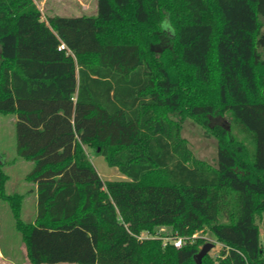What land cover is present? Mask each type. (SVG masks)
Segmentation results:
<instances>
[{"label": "trees", "instance_id": "1", "mask_svg": "<svg viewBox=\"0 0 264 264\" xmlns=\"http://www.w3.org/2000/svg\"><path fill=\"white\" fill-rule=\"evenodd\" d=\"M0 113L35 163L25 222L0 161L33 264H197L207 229L222 248L201 264H264V0H97L46 18L0 0ZM187 117L217 138L215 164L182 135ZM85 145L127 178L103 180Z\"/></svg>", "mask_w": 264, "mask_h": 264}, {"label": "rangeland", "instance_id": "2", "mask_svg": "<svg viewBox=\"0 0 264 264\" xmlns=\"http://www.w3.org/2000/svg\"><path fill=\"white\" fill-rule=\"evenodd\" d=\"M42 11L44 18L49 15H80L84 12L95 14L97 12V0H33ZM229 117V116H228ZM15 114L0 113V161L2 170L8 175L5 183V192L8 194L23 193L27 197L22 204L21 218L25 222L34 220L37 212V198L34 184L26 179L34 168V161L22 158L17 150ZM233 132L240 138L246 137L242 130L234 125ZM182 135L188 140L194 155L209 163H216L217 138L208 129L191 117L182 121ZM91 161L103 180H121L127 178L116 166L108 164L102 154H98L95 148L84 146ZM100 148V147H99ZM100 151V150H99ZM262 241L264 242V216L260 220ZM166 228L160 232L166 233ZM169 237H173L171 234ZM193 237H203L206 242L215 243L209 254L214 258L220 253L222 245L207 229L197 231ZM202 248V247H201ZM0 264H33L28 255L26 243L22 233L16 227V220L10 204L0 195ZM55 264H70L66 262Z\"/></svg>", "mask_w": 264, "mask_h": 264}, {"label": "water", "instance_id": "3", "mask_svg": "<svg viewBox=\"0 0 264 264\" xmlns=\"http://www.w3.org/2000/svg\"><path fill=\"white\" fill-rule=\"evenodd\" d=\"M100 150V148H98V151ZM215 246V243L212 242H206L202 248L200 249V251L195 255V259L197 264H201L203 258L210 252V250Z\"/></svg>", "mask_w": 264, "mask_h": 264}, {"label": "built area", "instance_id": "4", "mask_svg": "<svg viewBox=\"0 0 264 264\" xmlns=\"http://www.w3.org/2000/svg\"><path fill=\"white\" fill-rule=\"evenodd\" d=\"M67 46L65 45V43H62L61 45H60V49H64V48H66ZM195 235V234H194ZM143 237H148V234H146V233H143L141 236H140V238H143ZM166 240V242H172V243H174V245L176 246V247H178V248H180V247H182L183 246V244H184V242H185V238L184 237H181V236H178V237H168V238H166L165 239Z\"/></svg>", "mask_w": 264, "mask_h": 264}, {"label": "clouds", "instance_id": "5", "mask_svg": "<svg viewBox=\"0 0 264 264\" xmlns=\"http://www.w3.org/2000/svg\"><path fill=\"white\" fill-rule=\"evenodd\" d=\"M161 27L166 30L169 33L174 32V27L172 25V22L170 19L165 18L162 22H161Z\"/></svg>", "mask_w": 264, "mask_h": 264}, {"label": "crops", "instance_id": "6", "mask_svg": "<svg viewBox=\"0 0 264 264\" xmlns=\"http://www.w3.org/2000/svg\"><path fill=\"white\" fill-rule=\"evenodd\" d=\"M96 7H97V3H96ZM83 14H89V13H86V12H84ZM126 179V178H125ZM34 188V187H33ZM35 196H36V193H35ZM27 197V195L25 194V198ZM1 251H0V258H1Z\"/></svg>", "mask_w": 264, "mask_h": 264}]
</instances>
